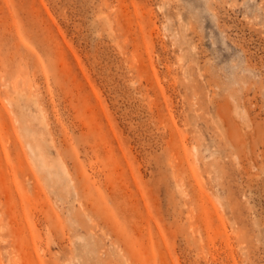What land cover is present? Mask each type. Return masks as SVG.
<instances>
[{
    "label": "rangeland",
    "instance_id": "rangeland-1",
    "mask_svg": "<svg viewBox=\"0 0 264 264\" xmlns=\"http://www.w3.org/2000/svg\"><path fill=\"white\" fill-rule=\"evenodd\" d=\"M0 264H264V0H0Z\"/></svg>",
    "mask_w": 264,
    "mask_h": 264
},
{
    "label": "bare ground",
    "instance_id": "bare-ground-1",
    "mask_svg": "<svg viewBox=\"0 0 264 264\" xmlns=\"http://www.w3.org/2000/svg\"><path fill=\"white\" fill-rule=\"evenodd\" d=\"M15 89H16V91H17V88H15ZM14 91H15V90H14ZM16 91H15V92H16ZM18 91H19V90H18ZM7 94H8V93H7ZM36 97H37V95H36ZM11 99H12V98H10V96L7 97V102H8V104H11V103H12V102H11Z\"/></svg>",
    "mask_w": 264,
    "mask_h": 264
}]
</instances>
